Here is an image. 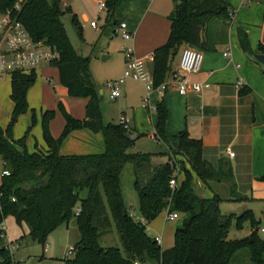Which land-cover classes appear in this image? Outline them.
I'll list each match as a JSON object with an SVG mask.
<instances>
[{
    "label": "trees",
    "instance_id": "16d2710c",
    "mask_svg": "<svg viewBox=\"0 0 264 264\" xmlns=\"http://www.w3.org/2000/svg\"><path fill=\"white\" fill-rule=\"evenodd\" d=\"M120 1L107 0L108 22ZM7 13L23 24L35 42L59 55L52 66L59 71L61 85L71 98L88 99V104L83 120L71 116L60 104L65 127L58 139L51 132L56 112L44 113L46 152L30 153L27 148L36 124L35 112L32 127L19 140L13 137V124L7 130L0 125V159L10 174L2 177L0 185V226L13 217L20 227L28 228L32 241L44 246L52 233L69 225L76 216L81 240L75 245V257L64 264H232L236 255L245 251L251 264H264V241L258 234L253 212L224 214L221 205L225 200L220 195H201L195 186L197 177L209 190L211 183H228L235 189L231 166L227 162L220 168L213 166L204 157L203 142L192 138L188 131L169 135L170 113L164 102L156 107L155 137L168 148L165 164L156 165L151 153H130L141 137L133 139L131 128L104 122L102 95L91 72V57H84L75 49L63 22L64 16L70 14L80 40H84L82 24L71 8L64 10L60 0H0V15ZM234 18L235 12L225 0H174L168 17L169 39L154 52L150 70L155 86L167 80L184 46L213 52L220 44H227ZM238 34L243 52L254 57L246 32L239 30ZM260 51L264 54V47ZM36 80L35 73L13 74L14 117L30 111L28 93ZM77 131L101 133L105 151L98 155L62 156V144ZM177 157L183 159L178 161ZM129 164L135 168L134 187L144 222L135 220L124 203L121 176ZM179 172L183 175L181 181ZM173 179L178 180L175 188L171 186ZM259 181L264 183V177ZM83 192L86 197L81 196ZM79 209L82 212L77 216ZM165 211L179 213L182 222L175 231L174 247L163 251L149 235L148 226ZM246 217L253 219L251 237L228 241L232 220L237 218L241 223ZM114 224L124 252L101 244ZM11 263L12 255L0 229V264Z\"/></svg>",
    "mask_w": 264,
    "mask_h": 264
},
{
    "label": "crops",
    "instance_id": "0c3cea01",
    "mask_svg": "<svg viewBox=\"0 0 264 264\" xmlns=\"http://www.w3.org/2000/svg\"><path fill=\"white\" fill-rule=\"evenodd\" d=\"M138 1L133 0L132 22L123 21L122 23H126L134 35L131 49L135 51L137 57L147 58V64L151 70L154 52L165 45L170 36L171 23L168 17L174 9V0H165L164 7L162 6L163 0H157L154 4L145 2L144 5H141L142 0ZM225 1L235 12L233 25L228 31V43L220 44L216 51L203 52L202 70L198 74L187 76L192 85H208L209 88H204L200 93L190 92L187 96H181L177 88L171 85L163 95L153 94L150 104L146 107L143 100L147 93V86L140 82L146 93L139 95L134 105L131 106L133 110L130 118L132 138L141 137L136 141V145L145 139L156 142L158 145L162 144L155 137L158 116L156 113H152L150 108H156L159 102H164L170 113L169 135L176 136L188 131L192 138L203 142L204 157L213 166L220 168L223 162H227L231 166L235 189H232L228 183H211L209 190L198 180L207 197L218 194L226 201L227 199L222 196L224 192V194H229L228 202L240 198H244V201L264 200V183L259 181L264 177V65L255 59L256 55H264L260 51V47H264V0ZM157 8L161 11L153 14L152 9ZM135 10L136 13H134ZM140 17L149 19L147 29L149 33L145 37H142L141 34L143 22L139 23L141 19H136ZM239 30L246 32L255 54L254 57L243 52L239 40ZM187 47L189 46H184L180 51L174 61L172 72L178 69L181 53ZM226 53L230 56L225 57ZM47 67L53 66L44 65L38 68L35 72L37 78H44L48 73L49 68ZM55 71L60 82L59 71L57 68ZM172 72L166 81L170 80ZM47 82L49 83V79ZM52 82L53 80L50 81V83ZM239 82L243 84L241 88L237 85ZM0 86L7 88L4 97L6 107L14 112V103L11 100V78L1 79ZM60 86L62 89L59 98L65 102L68 113L78 120H83L86 117L88 99L71 98L61 83ZM34 87L28 93L30 111L26 114L24 130L27 132L32 127L33 112H35L36 124L32 127L27 140V148L30 153L48 150L43 138L42 122L44 113L51 110L46 107L48 103L46 102L45 85L38 86L36 89ZM48 106L50 105L48 104ZM3 122L0 120V125L6 130L9 123L7 119ZM64 127L65 121L58 126L52 121L51 131L55 139L60 137ZM21 138V133L14 134L15 140ZM228 149L235 154L234 157L228 155ZM104 151L103 135L90 131L74 132L61 147L62 156L98 155ZM139 152L153 154L152 160L156 165H162L168 161V157L166 158L168 148L164 151L158 149L153 151L138 147L135 153ZM2 177L0 174V185ZM167 214L168 211L163 212L149 225V228L155 232L151 238H162L161 249L163 251L169 250L175 245L176 230H170L168 236L166 234L169 225L166 219ZM159 222L160 224L157 225ZM40 259L43 260V257ZM146 264L159 263L148 262Z\"/></svg>",
    "mask_w": 264,
    "mask_h": 264
},
{
    "label": "rangeland",
    "instance_id": "374dc122",
    "mask_svg": "<svg viewBox=\"0 0 264 264\" xmlns=\"http://www.w3.org/2000/svg\"><path fill=\"white\" fill-rule=\"evenodd\" d=\"M60 1L62 8L64 10L71 8L73 14H76L78 16L82 24L84 33L83 41L80 40L77 34L76 28L72 23L71 15L66 14L63 18L67 34L75 49L84 57H91L90 68L95 85L99 91H103L101 107L105 123L119 124L120 118L124 114L125 116H127V118L130 119L131 115L133 114L131 106L134 105L135 100L138 99L139 95L146 93L144 86L140 82L126 80L120 87L122 97L117 100H112L110 97V92L106 89V84L107 82L112 80H120L124 76L125 70L127 68V54L124 51V48L131 49L133 47L131 43L134 41V35L132 34V38L130 40H125L123 39L122 34L117 30L119 29V25L123 21L127 23L132 22L131 16L134 6L133 0H123L116 9L115 14L113 15V18L110 20V22L107 21L109 13L108 10L105 9L104 11H101L99 8V2L106 3L107 0ZM142 1L143 2H141V5H144L145 2H152L154 4L157 0ZM164 3H166L165 0H163L162 3L163 7L165 6ZM159 11L161 10L157 8L152 9L151 12H153L154 14ZM134 13H136V10ZM136 19H141L139 23H141V21L143 22L141 30L142 37L147 36V34L149 33V31L147 30L149 27V19H144V17ZM93 22H96L98 24V28L95 29L92 27ZM47 68H49L48 73L44 76V78H37V83L34 88L36 89L38 88V86L45 85V90H47L46 102L50 106H53L51 108L50 106H48V104H46V107L48 110L51 109V111L56 112L53 123L58 126V124L61 125L62 122L65 121L63 114L60 111V104H62L64 107H66V104L65 102H63V100H61V98H59L61 96L60 90L62 89V87L60 86L58 77L55 75V68ZM47 79H49V83L52 80L53 82L49 84L47 82ZM6 92L7 88L0 86V120L1 122H3L7 119L9 126L13 124V137L14 134L21 133V137L23 138L26 135L25 133H27L24 132L26 128V114L20 116L19 118H17V122H14V118H16L14 117V112H11L6 107V99H4ZM70 106H72V104H70ZM138 147L153 151L157 149L164 151L167 149L166 145H164L163 143L161 145H158L156 142L145 139L143 142H138V144L134 149L130 151V153H135ZM182 159L183 158L181 157L176 158V160L178 161H181ZM3 170L4 163L0 159V174H2ZM178 179L179 181L183 179V175L180 174V172ZM135 180V168L133 165L129 164L125 167L121 176V189L123 192L124 203L127 210L131 214L139 217L140 204L138 194L135 191L134 187ZM195 186L197 188V191L201 195L205 194L204 189L199 184L197 177L195 178ZM81 196L86 197L87 193L83 192ZM222 196L227 199L225 203L222 204L223 206L221 208L224 214L233 213L240 215L241 213L248 210H251L253 212L254 219L257 222V227L259 229L258 234L264 241V232H261V230L264 229V200L228 202L229 194H224L223 192ZM167 217L168 214L166 216V219ZM181 222L182 220L176 222H168L169 225L166 232L167 236L170 230L174 229L175 231L181 224ZM4 224L6 228V238L4 240L5 243H13L14 246L17 247V250L13 252L14 259L17 262H25V264H56L58 260H61L66 256L67 251H69L71 248H74L75 245L81 240V234L77 226L76 216L71 219L69 225H64L54 233H52L48 237L44 246L32 241L28 236V228L26 226H24L23 228L20 227L13 217L7 218ZM159 224L160 222L157 223V225ZM252 224V217H246L241 221V223L237 218H234L229 229L227 240L238 241L250 238L253 231ZM148 232L150 236L155 235L154 230L149 228V226ZM101 244L103 247H116L124 252L122 242L115 224L113 225L112 232L102 240ZM47 245H49V250L47 253H45L44 249L47 247ZM41 257H43L42 261L40 259ZM232 264H251L248 252L245 251L238 253Z\"/></svg>",
    "mask_w": 264,
    "mask_h": 264
},
{
    "label": "built area",
    "instance_id": "2783aa9c",
    "mask_svg": "<svg viewBox=\"0 0 264 264\" xmlns=\"http://www.w3.org/2000/svg\"><path fill=\"white\" fill-rule=\"evenodd\" d=\"M99 8L101 11L107 9L106 3L99 2ZM17 9L19 10V7ZM92 27L96 29L98 28V24L93 22ZM117 31L122 34L125 40L132 38L133 33L129 30L126 23H121ZM124 51L127 54V69L124 76L120 80H112L106 84V89L110 92L112 100H117L122 97L120 87L126 80L141 82L147 86V93L144 99L146 107L150 104L153 94L163 95L171 85L177 88L181 96H187L190 92L200 93L204 88H209L208 85H192L187 79L188 75L198 74L202 70L204 64V53L202 51L192 47L185 48L181 53L178 69L172 72L169 81H165L158 87L155 86L153 75L147 64V58L137 57L133 49L124 48ZM229 56L228 53L225 54V57ZM58 58L59 55L56 52L46 47L43 43L35 42L23 24L13 19L10 13L0 15V80L6 77L12 78L16 72L31 75L43 65H52ZM237 85L239 88L243 86L242 82H239ZM150 111L156 113V108H150ZM119 124L123 125L126 129L131 128V120L125 116L120 118ZM227 153L230 157L235 156L230 149L227 150ZM9 175L8 171L3 170L2 176ZM177 185L178 180L173 179L171 186L175 188ZM81 212V209L77 210L76 215L79 216ZM131 216L137 221L144 222L140 216L138 217L133 214ZM180 219L181 215L179 213H168V222H176ZM0 229L2 230V238L5 240V225H1ZM261 232H264V229ZM155 241L161 247L163 243L162 238L157 237ZM6 249L12 255L11 264H25V262L15 261L13 252L17 250V247L13 243H6ZM48 250L49 245L44 249V252L47 253ZM75 255L76 249L74 247L67 251L66 256L58 260L56 264H64L66 260L74 258Z\"/></svg>",
    "mask_w": 264,
    "mask_h": 264
},
{
    "label": "water",
    "instance_id": "95a60500",
    "mask_svg": "<svg viewBox=\"0 0 264 264\" xmlns=\"http://www.w3.org/2000/svg\"><path fill=\"white\" fill-rule=\"evenodd\" d=\"M255 59L257 60V62L264 65V55H256ZM100 94L102 95L103 91H100ZM14 122H17V118H14Z\"/></svg>",
    "mask_w": 264,
    "mask_h": 264
}]
</instances>
